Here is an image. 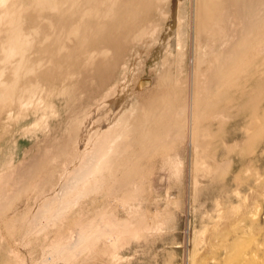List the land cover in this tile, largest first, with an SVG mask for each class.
<instances>
[{
  "label": "rangeland",
  "instance_id": "374dc122",
  "mask_svg": "<svg viewBox=\"0 0 264 264\" xmlns=\"http://www.w3.org/2000/svg\"><path fill=\"white\" fill-rule=\"evenodd\" d=\"M263 177L264 0H0V264H264Z\"/></svg>",
  "mask_w": 264,
  "mask_h": 264
},
{
  "label": "bare ground",
  "instance_id": "6f19581e",
  "mask_svg": "<svg viewBox=\"0 0 264 264\" xmlns=\"http://www.w3.org/2000/svg\"><path fill=\"white\" fill-rule=\"evenodd\" d=\"M260 177V174L258 175ZM260 183H263L264 182V177L261 181H259ZM264 184V183H263Z\"/></svg>",
  "mask_w": 264,
  "mask_h": 264
}]
</instances>
